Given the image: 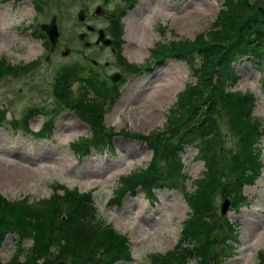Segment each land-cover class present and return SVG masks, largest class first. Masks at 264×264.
<instances>
[{"label":"rangeland","instance_id":"obj_1","mask_svg":"<svg viewBox=\"0 0 264 264\" xmlns=\"http://www.w3.org/2000/svg\"><path fill=\"white\" fill-rule=\"evenodd\" d=\"M230 1L0 0V62L23 66L20 77L0 81V108L7 119L14 118L19 122L25 112H32L28 120L31 130H37L43 122L52 126L50 138L36 139L19 130L12 131L6 124L0 125V195L7 201L23 197L28 203H35L53 193L63 194L65 190L60 188L61 185L75 189L77 195L90 190L97 209L93 219L99 222V227L114 232L118 241L121 237L126 239L124 243L130 259L115 261V264H149L148 256L157 253L162 260L168 257L167 250L174 246L181 224L189 216L182 190L189 188L191 180L200 179L204 172L202 161L195 157V147L181 146L176 156L179 161L177 175L171 177L172 187L169 184L160 186L154 191V199L149 201L144 197L140 187L121 195L117 194V189L123 187L122 181L130 173L144 168L154 157L152 149H147L141 139H147L145 136L149 140L155 138L154 132L165 125L168 106L174 102L175 94L194 78L188 75L185 61L169 55L161 62L150 63L151 69L140 74L135 72L139 68L131 69L128 64L144 65L150 60L152 49L159 44L178 39L192 40L196 35L205 34L219 10L229 11ZM248 2L264 6L263 0ZM35 4L42 6V10L36 9ZM98 4L103 13L93 15L92 10ZM78 7L84 8L86 18L83 21L76 20ZM120 10L123 16L117 15ZM51 15H57L58 29L52 52L44 46L43 41L47 38H37V34L32 36L38 31L37 23L47 22ZM113 19L121 24L122 48L117 50L115 42L109 46L94 45L98 28L103 29L104 36H112L110 24L114 26ZM85 24L92 29L86 30ZM78 31H85L83 39L90 41L89 48L83 47L76 37ZM68 49V54L67 51L64 54ZM72 60L85 64L84 79L92 69L106 83L102 90L107 92H110L107 85H112L109 78L112 72L118 71L120 77L125 78L113 106H107L105 112L102 105V123L106 129L138 134L141 139L115 135L111 139V152L90 150L84 156L73 149L74 142H81L83 138L84 147L88 146L93 135L89 124L70 112L79 98V86L70 84L67 96L72 103L70 106L57 102L49 92L50 80L58 73V67L68 65ZM229 67L232 70L229 71ZM224 73L225 90L254 93L255 106L250 118L264 123V77L253 62L241 57L224 67ZM93 79L97 80L94 76ZM206 89L209 98H215L213 88ZM223 116L217 124L221 134L217 133L212 140L213 147L222 148L221 161L217 164L221 171L228 164L230 152L237 149L228 134V116L225 112ZM227 147L233 150L227 151ZM252 147L262 163L261 173L252 183L241 186L239 191L244 199L237 208L228 206L224 214L220 213L222 217H218L221 203L218 189L212 197L218 223L222 225L229 220L237 224L236 235L229 232V246L223 249L227 255L211 264H256L258 253L264 251V130ZM156 162L165 171V159ZM53 184L59 187L52 191ZM213 235H224L223 228L216 229ZM96 236L100 235L94 238ZM16 239L15 234H7L1 239L0 264L17 252ZM20 245L26 247L29 241L23 239ZM218 245H215L216 251Z\"/></svg>","mask_w":264,"mask_h":264},{"label":"trees","instance_id":"obj_2","mask_svg":"<svg viewBox=\"0 0 264 264\" xmlns=\"http://www.w3.org/2000/svg\"><path fill=\"white\" fill-rule=\"evenodd\" d=\"M228 8L229 11L217 12L205 34L196 35L192 40L178 39L159 44L152 49L151 60L144 63L161 60L167 55L181 59L188 64V75L194 80L184 83L183 88L177 91L174 102L168 106L165 125L154 132L155 138L149 140L145 136L147 139L144 141L154 152V157L147 166L130 173L122 181L121 191L140 185L149 193L152 188L171 184V177L177 175L179 167L177 152L184 143L195 146L197 159L203 162L204 168L203 175L193 181L194 188L186 196L189 216L181 224L173 249L166 252L168 257L164 260L157 254H150L151 264H185L186 259L196 260V264L216 261L219 253H224L232 229L226 224L223 231L227 236L213 235L221 225L215 218L212 197L218 189L223 197L228 196L233 203L240 204L243 199L239 191L241 186L252 183L260 170V158L252 144L257 141L264 123L250 118L255 106L253 93L225 90L224 67L246 56L264 74V6L248 0H232ZM113 21L114 26L110 24L113 30L111 37L117 50H120L121 24ZM128 66L138 68L135 64ZM81 67L78 63L68 64L63 67L62 73L54 77L52 91L57 102L72 104L67 98L70 94L67 81L76 76ZM21 69L23 66L0 62V77L15 75ZM228 70H232L231 67ZM87 83L94 86L92 79ZM206 88H213L215 98H209ZM93 90L96 97L99 96L95 87ZM95 98L91 99L86 92L80 91L71 108L89 124L93 143L102 142L112 134L111 128H104L101 122L103 100L101 96L97 101ZM223 112L228 116V134L237 149L231 151L233 149L227 147V151L231 152L227 166L221 171L217 164L221 161L222 148L213 147L212 140L217 133L221 134L217 124L220 116L224 117ZM2 122H5V116L0 109ZM20 124L27 131L26 117L21 119ZM50 128V124L44 123L37 134L49 133ZM104 129L106 131L101 132ZM121 134L139 138L138 134L126 131H121ZM83 142L84 139L74 142L73 149L81 151ZM159 159H165V171L156 162ZM56 187L59 185L53 184L52 191ZM60 188L65 190L63 194L53 193L35 203H28L23 197L7 201L0 195V241L6 233H14L18 244L23 238H28L30 244L26 247L19 245L17 252L2 264H55L57 260L72 264H108L121 257L127 259L125 239L121 237L122 240L118 241L114 232L99 227V222L93 219L94 208L90 205L89 192L77 195L75 189L63 188L62 185ZM98 234L100 236L94 238ZM218 244L219 253L213 251ZM258 254L256 264H264V251Z\"/></svg>","mask_w":264,"mask_h":264},{"label":"water","instance_id":"obj_3","mask_svg":"<svg viewBox=\"0 0 264 264\" xmlns=\"http://www.w3.org/2000/svg\"><path fill=\"white\" fill-rule=\"evenodd\" d=\"M102 12V9L100 8V6L96 7L94 9V14H98V13H101ZM76 17L78 19H83L84 15L82 14V8H79L77 10V13H76ZM40 28H42L45 32H46V35H47V38H49V41H50V49L53 47L54 45V42L56 40V35H57V31H56V28L54 27V17L51 18L50 22L49 23H45V24H42L40 25ZM103 35V32H102V29L99 28V30H97V36H98V39L97 40H101L102 43L104 44H108L109 43V40L104 38ZM84 33L83 32H80L78 33V37L80 39H83L84 37ZM83 45H87L86 42H83ZM117 74H113L112 75V79L115 80L117 79ZM221 212H223L225 209H226V202H224V204L221 206ZM56 264H64L63 262L59 261L57 262Z\"/></svg>","mask_w":264,"mask_h":264}]
</instances>
